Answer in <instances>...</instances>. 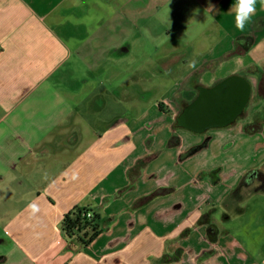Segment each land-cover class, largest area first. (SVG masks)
Instances as JSON below:
<instances>
[{
	"label": "crops",
	"instance_id": "1",
	"mask_svg": "<svg viewBox=\"0 0 264 264\" xmlns=\"http://www.w3.org/2000/svg\"><path fill=\"white\" fill-rule=\"evenodd\" d=\"M236 2L0 0V264H264V214L249 204L264 193L237 192L264 164H245L244 136L264 128L247 108L264 81V0L243 32ZM94 14L107 25L88 27ZM153 16L174 26L149 40ZM231 77L251 85L242 111L185 124ZM76 206L101 217V232L73 251L61 224Z\"/></svg>",
	"mask_w": 264,
	"mask_h": 264
},
{
	"label": "rangeland",
	"instance_id": "2",
	"mask_svg": "<svg viewBox=\"0 0 264 264\" xmlns=\"http://www.w3.org/2000/svg\"><path fill=\"white\" fill-rule=\"evenodd\" d=\"M75 15H77V13H75ZM75 15H73V17H75ZM148 19H149L148 20V25H151V26H149V32L147 34L149 40H152L153 36H155L154 29L160 31L161 27H163V28H170L171 27L172 28L174 26V24L172 23V25H171L166 20V18H165V22L164 23H161V21L163 20L162 17L153 16V17L148 18ZM85 21L87 22L86 25L88 27H93V26L96 27V25L106 24L107 23L106 22L107 18L99 16L98 14H94L93 16L88 17L87 19H85ZM82 35H84L85 37H87V36L90 37L91 36L90 32H87V31L82 33ZM178 40L179 39H175V41H178ZM171 43H172V41L168 42V44H171ZM84 50H85V45H84ZM147 51L148 52H150V51L153 52L154 50L149 48ZM140 52L141 51L137 50V49H133L132 50V52L130 54V58H133L132 62H136L137 61V58L140 57L139 56ZM145 57L146 56H143V59ZM84 62L85 63H80L78 65V67L80 68V69H78V73L80 75H84L87 72V68L89 67L87 65L86 61H84ZM148 66L150 67V64ZM181 67H182V70L185 69L183 66H181ZM115 68H116L115 69V74L117 75L118 78H120L122 80L123 71H124V68H125L124 65H116ZM100 71H102V70H100ZM261 75H263V74H261ZM116 84H117V81H116ZM155 91H156V89L153 91L154 94L147 98L148 101H149V108L152 106V101H156L157 99H160V97L158 95V92H155ZM260 93H261V96H259V95L257 96L256 94H252V98H251L247 108H249L248 110H251V108H255L253 110H255L256 115L257 116L259 115V117H262L264 115V89H262V91ZM244 114L246 115L247 111ZM246 118L247 117L242 118L241 122H242V120H244ZM262 118H264V117H262ZM263 126H264V122H262V127ZM244 133H245L244 136L246 138L245 142L248 143V142L251 141L252 144H253V151H252L253 158L249 159L248 161H245V164H248V163L252 162L254 164L251 165V166H257V165H260V164L262 165L264 163V128L262 130L260 129V130H257V131L244 132ZM238 167H242V166H236L235 168H232V170H233L232 171V176L226 177V180L223 182L224 183L223 185L225 187L232 186L233 183L236 181L237 175L234 176L235 175L234 173H237V172L241 173L242 172V170L240 168H238ZM249 204H251L252 207H253L252 210L250 211L251 214H257V215H263L264 214V195H257L255 197L251 198L250 201H249ZM218 217L220 219H222L221 212L219 213Z\"/></svg>",
	"mask_w": 264,
	"mask_h": 264
},
{
	"label": "water",
	"instance_id": "3",
	"mask_svg": "<svg viewBox=\"0 0 264 264\" xmlns=\"http://www.w3.org/2000/svg\"><path fill=\"white\" fill-rule=\"evenodd\" d=\"M251 85L239 77H231L215 90L204 94L183 116L185 124L195 130L205 125H223L234 119L245 107Z\"/></svg>",
	"mask_w": 264,
	"mask_h": 264
},
{
	"label": "trees",
	"instance_id": "4",
	"mask_svg": "<svg viewBox=\"0 0 264 264\" xmlns=\"http://www.w3.org/2000/svg\"><path fill=\"white\" fill-rule=\"evenodd\" d=\"M262 89H264V81L260 84V92ZM260 127L261 124H254L249 129L255 131ZM237 192L243 197L264 193V164L244 177ZM88 213H91V216H88ZM206 217L203 219L205 220ZM61 226L68 248L78 251L87 247L100 234L101 217L87 206H76L64 215Z\"/></svg>",
	"mask_w": 264,
	"mask_h": 264
},
{
	"label": "clouds",
	"instance_id": "5",
	"mask_svg": "<svg viewBox=\"0 0 264 264\" xmlns=\"http://www.w3.org/2000/svg\"><path fill=\"white\" fill-rule=\"evenodd\" d=\"M256 5L257 0H237V2L232 5L230 11L235 13V26L239 31L243 32L246 24H248L255 15ZM239 43L244 45L246 44V40H240ZM188 67L195 68V61H189ZM29 207L33 212L39 210L35 203L29 204Z\"/></svg>",
	"mask_w": 264,
	"mask_h": 264
},
{
	"label": "built area",
	"instance_id": "6",
	"mask_svg": "<svg viewBox=\"0 0 264 264\" xmlns=\"http://www.w3.org/2000/svg\"><path fill=\"white\" fill-rule=\"evenodd\" d=\"M88 216H91V213H88Z\"/></svg>",
	"mask_w": 264,
	"mask_h": 264
}]
</instances>
